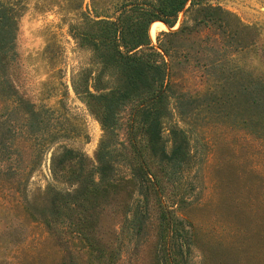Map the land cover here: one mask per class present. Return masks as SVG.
Instances as JSON below:
<instances>
[{
    "label": "rangeland",
    "instance_id": "obj_1",
    "mask_svg": "<svg viewBox=\"0 0 264 264\" xmlns=\"http://www.w3.org/2000/svg\"><path fill=\"white\" fill-rule=\"evenodd\" d=\"M77 1L24 0L17 56L4 80L6 93L0 96V264H61L69 251L78 253L85 264L89 261L84 251L80 253L73 230L63 225L52 229L41 220L42 194L50 185L73 189L54 178L68 167L53 163L72 150L93 164L104 136L90 99L74 89L83 88L84 75L96 69L90 50L70 33L69 23H78L73 20L78 14L76 3L72 5ZM84 2L87 11L91 0ZM203 3L232 13L231 27L203 24L191 33L161 37L172 54L168 62L174 92L198 97L214 82H240L248 75L264 78V0ZM189 7L190 3L185 10ZM185 12L174 30L156 25L164 28L153 37L156 26L152 28L154 45L161 32L181 27ZM239 22L256 28L249 35L255 44L247 49H238L245 32L232 35ZM18 98L32 106L22 101L18 105ZM213 100V95L199 96L188 108L190 122L181 119L176 100H171L164 129L167 149L173 147L170 127L188 129L189 123L193 129L189 164L180 170L167 168L165 202L182 221L178 233L190 242L187 264H264V141L238 122L216 117L217 110L210 106ZM121 114L123 125L117 135L124 141L130 108ZM121 227L118 223L113 233L114 248L129 238ZM126 250L117 251L115 264H134L135 256Z\"/></svg>",
    "mask_w": 264,
    "mask_h": 264
},
{
    "label": "trees",
    "instance_id": "obj_2",
    "mask_svg": "<svg viewBox=\"0 0 264 264\" xmlns=\"http://www.w3.org/2000/svg\"><path fill=\"white\" fill-rule=\"evenodd\" d=\"M84 1L72 2L78 10L73 20L78 23H69V28L74 39L92 53L96 69L84 75L83 88L74 89L90 99L104 136L93 164L72 150L64 151L56 165L53 163V167H68L65 174L54 178L65 180L73 189L63 191L50 185L42 194L41 220L52 229L63 225L73 230L88 264H115L118 252L125 248L135 256L134 264H187L190 242L178 233L182 221L165 202V178L168 166L180 170L189 164L193 128L189 123L188 129L170 127L173 147L167 149L164 129L171 100H176L181 119L190 122V105L199 96L213 95L210 106L217 110L216 117L238 122L244 131L264 141V78L248 75L240 82H214L198 97L176 94L168 62L171 50L161 37L191 33L203 24L225 30L231 27L228 18L233 14L203 0H91L87 11L83 10ZM24 11V0H0V96L6 93L4 80L17 56L16 40ZM184 11L181 27L161 32L154 45L152 28L162 22L174 30ZM255 29L240 22L232 29V35L247 34L238 40V49L255 44L249 37ZM17 100L18 105L22 101L32 106ZM129 108L127 137L121 141L117 135L123 125L121 112ZM118 223L122 225L120 232L129 238L114 248ZM61 264L85 262L78 253L69 251Z\"/></svg>",
    "mask_w": 264,
    "mask_h": 264
},
{
    "label": "bare ground",
    "instance_id": "obj_3",
    "mask_svg": "<svg viewBox=\"0 0 264 264\" xmlns=\"http://www.w3.org/2000/svg\"><path fill=\"white\" fill-rule=\"evenodd\" d=\"M160 24H162V25H164V26H166L164 23H160ZM161 28H164L163 26H156L154 29H153V31H152V36L154 37V36H156V33H157V31H158V29H161ZM166 28H168L167 26H166Z\"/></svg>",
    "mask_w": 264,
    "mask_h": 264
},
{
    "label": "water",
    "instance_id": "obj_4",
    "mask_svg": "<svg viewBox=\"0 0 264 264\" xmlns=\"http://www.w3.org/2000/svg\"><path fill=\"white\" fill-rule=\"evenodd\" d=\"M167 26V25H166ZM168 27V26H167ZM169 28V27H168Z\"/></svg>",
    "mask_w": 264,
    "mask_h": 264
}]
</instances>
